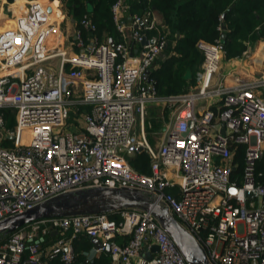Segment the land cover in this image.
<instances>
[{"label": "built area", "instance_id": "obj_1", "mask_svg": "<svg viewBox=\"0 0 264 264\" xmlns=\"http://www.w3.org/2000/svg\"><path fill=\"white\" fill-rule=\"evenodd\" d=\"M49 6L31 1L0 30V110L13 109L16 122L9 128L0 113V220L71 191L129 188L168 207L211 264H264V62L258 74L234 75L227 85L220 39L199 40L196 83L160 95L152 79L149 88L142 83L168 42L153 11L130 15L129 1L116 0L118 42H101L85 14L71 38L66 30L65 45ZM249 56L246 50L235 59ZM158 102L172 120L154 148L144 116L147 104ZM142 150L151 155V173L130 164ZM117 211L120 221L89 212L27 223L0 238V264H72L81 234L99 239L97 251L110 246V264H189L152 210ZM54 228L58 238L45 249L43 236ZM153 245L159 250L148 258Z\"/></svg>", "mask_w": 264, "mask_h": 264}, {"label": "trees", "instance_id": "obj_2", "mask_svg": "<svg viewBox=\"0 0 264 264\" xmlns=\"http://www.w3.org/2000/svg\"><path fill=\"white\" fill-rule=\"evenodd\" d=\"M13 1L8 0L10 3ZM115 1L62 0V3L66 13L75 18L76 28H80L84 15L89 14L97 26V36L100 41L112 40L116 43L120 35L113 19L112 5ZM128 1L130 15L146 16L148 11L157 12L164 26L171 30L170 40L164 50L167 57L160 61V66L154 68L149 76L161 95L187 92L196 83V74L203 61V53L197 45L199 40L214 42L220 39L223 57L226 60L243 56L246 50L254 47L257 40H264V0ZM83 32L85 37L93 34L88 30ZM86 107H79V111ZM0 113L3 114L9 128L15 127L13 109H2ZM240 149L238 159L241 170L244 165V147ZM129 161L137 171L151 173V155L145 150L130 156ZM117 212V210L109 211L110 214ZM85 260L86 256L80 252L77 261L73 264H110L111 256L109 252L108 256L91 262Z\"/></svg>", "mask_w": 264, "mask_h": 264}, {"label": "water", "instance_id": "obj_3", "mask_svg": "<svg viewBox=\"0 0 264 264\" xmlns=\"http://www.w3.org/2000/svg\"><path fill=\"white\" fill-rule=\"evenodd\" d=\"M53 3L55 6H59L61 0H53ZM51 9V6H49V10ZM147 42L146 37H143L140 43L144 45ZM150 42L153 43L154 39H151ZM164 55L165 53L162 52L161 56ZM150 73L151 70H147L144 78L148 79ZM222 132H224V128ZM126 192H129V194H126ZM247 195H256V192L250 191ZM125 207L152 210L160 224L166 228L175 243L178 244L189 264H211L202 244L196 241L190 231L177 220L168 207L156 203L145 192L129 188H89V190L71 191L70 193L58 195L46 203L36 205L32 209H27L17 215L0 220V233L14 232L19 227L37 219L77 213L109 212ZM92 241L100 247L98 238L93 237ZM158 250V245H153L152 251L146 252L145 256L151 258L153 256L152 253ZM107 251H110V246Z\"/></svg>", "mask_w": 264, "mask_h": 264}, {"label": "crops", "instance_id": "obj_4", "mask_svg": "<svg viewBox=\"0 0 264 264\" xmlns=\"http://www.w3.org/2000/svg\"><path fill=\"white\" fill-rule=\"evenodd\" d=\"M31 1H40V2L48 5L52 0H14L12 3L8 2V0H0V30L12 27L13 24L15 23L16 17L19 16L20 14H22L24 11H26V8H28V4H30ZM63 8H64V6H63L62 0H61L59 7L55 8L56 9L55 12L53 11V13H54L53 15L54 16L57 15L56 20L58 22H60L61 25L64 22V20L66 19L67 27L73 26V28H74L73 30H75V28H76L75 18H73L72 15L67 14L65 9H63ZM63 11H65V12H63ZM153 15H154V17L157 18L158 23H159V27L161 28V30L163 32L167 33L168 42H169V40H170L169 37L171 36V30H169L168 28H166V26H164L163 20L157 12H154ZM66 22H64V23H66ZM68 31H70L72 33L71 29ZM155 34H156V32H152V35H155ZM67 38H68L67 34L64 35L65 45H67V41H68ZM174 43H175V39L172 40L173 45H174ZM254 44H255L254 47H250V50H249L250 56L244 58V61L243 60L241 61L238 59L236 60L235 58H238V57L230 58L228 60L224 59L225 61L222 60V65H221V69H220V76L224 77V80H225L227 85L233 83L234 80L232 77L234 75L243 74L245 76L248 73V74H251V76H253V75L258 74V71L261 68L260 67V65L262 64L261 62L262 61L264 62V40H257ZM135 52H136V50H135ZM166 57H167L166 54L164 56L160 55L159 58H157V60L155 61V63H154L155 65L150 70L152 71L154 68H157L158 66H160V61L165 60ZM202 64L200 66V69L202 68ZM149 76H148V79L144 78L143 82H142L143 86L147 87V88H149V84H150V82H148L150 79ZM151 105L156 106L155 108L160 106V108H158L156 110L157 117L160 118V116H161L162 118H164L166 120L164 127H163V130H164L163 131V137H162V140H163L165 138V132H166L165 130H166L167 124L170 120H172L171 110H169V108H167L162 102L152 103ZM144 118H145V116H144ZM147 118L152 119V118H150L149 115ZM137 119H138L137 124H139V127H137V125H136L135 132H136V134H139V131L141 128V119L139 118V115H137ZM153 119H156V118L153 117ZM147 124L148 125L146 126V118H145L144 119V127H145L146 131H148L147 128L149 130L156 128L155 127L156 124H153L154 125V127H153L151 125L150 120H148ZM137 130H138V132H137ZM147 136H148V134H147ZM149 139H150L149 141H150L152 146L154 143V145H155V147L153 146L154 148L159 147L158 145L155 144L154 140L151 137H149ZM110 216L117 221H120L122 219L119 213H112V214H110ZM57 238H58V231L55 228L50 230V232L48 234L43 236V239L41 241L42 247L47 249L48 246L53 244ZM88 238L90 241L88 240ZM117 241L119 243H124L126 241V239L124 237H118ZM73 244L75 246V253H76V257H75V260L73 261V263H75L77 261V255H79L80 252L84 253V255L86 256L85 261H89V262L93 261L94 259H99L101 257L109 255V251H106V252L97 251V248L99 246L92 241L91 237H87L85 234H81V235L77 236L74 239ZM154 253H156V252H154ZM59 262L62 263V261L59 258H56L53 261H49L48 264H60Z\"/></svg>", "mask_w": 264, "mask_h": 264}, {"label": "rangeland", "instance_id": "obj_5", "mask_svg": "<svg viewBox=\"0 0 264 264\" xmlns=\"http://www.w3.org/2000/svg\"><path fill=\"white\" fill-rule=\"evenodd\" d=\"M52 7L51 8H53V10L55 11L56 9L55 8H58L57 6H55L54 5V3H53V0H52V3H49ZM28 6H29V4H28ZM63 9H65V7L63 8ZM63 12H65V11H63ZM56 14V13H55ZM54 20L55 19H57V15L56 16H54V18H53ZM64 22H66V19L64 20ZM62 23V25H60L61 26V29H62V31L66 34V30L68 31V30H70L71 29V31H72V33L70 34V38L72 37V35L75 33V31L73 30L74 28H73V26L72 27H67V22L66 23ZM70 26V25H69ZM76 29V28H75ZM222 60H224V57L222 58ZM225 61V60H224ZM173 95V94H172ZM201 101H199L198 102V106L200 107L201 106ZM151 104L149 103V104H147V109H146V113H145V118H146V126L148 125L147 124V122H148V120H150L151 121V125L154 127V125L153 124H156L155 125V129H151V130H149L148 128H147V134H148V136L149 137H151L153 140H154V142H155V144L156 145H158L159 146V143L161 142V140H162V137H163V127H164V124H165V122H166V120L164 119V118H162L161 116H160V118L159 117H157V112H156V110L158 109V108H160V106H158L157 108H155L156 106H153V105H151ZM148 115L150 116V118H152V119H148L147 117H148ZM153 117H155L156 119H153ZM164 119V120H163ZM138 123V122H137ZM137 127H139V124H137ZM152 127V128H153ZM137 132H138V130H137ZM150 140V139H149ZM153 143V142H152ZM153 146L155 147V145H154V143H153ZM126 194H129V192H126ZM5 235V233H0V238L1 237H3Z\"/></svg>", "mask_w": 264, "mask_h": 264}, {"label": "bare ground", "instance_id": "obj_6", "mask_svg": "<svg viewBox=\"0 0 264 264\" xmlns=\"http://www.w3.org/2000/svg\"><path fill=\"white\" fill-rule=\"evenodd\" d=\"M51 11V10H50ZM55 12V11H54Z\"/></svg>", "mask_w": 264, "mask_h": 264}]
</instances>
